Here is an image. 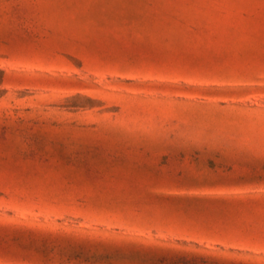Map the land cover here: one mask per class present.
Segmentation results:
<instances>
[{
	"label": "rangeland",
	"instance_id": "obj_1",
	"mask_svg": "<svg viewBox=\"0 0 264 264\" xmlns=\"http://www.w3.org/2000/svg\"><path fill=\"white\" fill-rule=\"evenodd\" d=\"M0 264H264V0H0Z\"/></svg>",
	"mask_w": 264,
	"mask_h": 264
}]
</instances>
